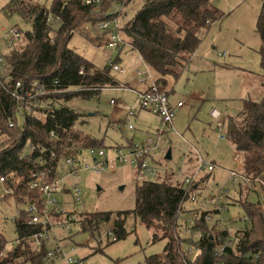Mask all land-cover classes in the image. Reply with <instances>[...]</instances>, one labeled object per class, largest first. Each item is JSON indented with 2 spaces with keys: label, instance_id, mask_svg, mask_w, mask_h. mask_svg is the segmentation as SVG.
<instances>
[{
  "label": "trees",
  "instance_id": "trees-1",
  "mask_svg": "<svg viewBox=\"0 0 264 264\" xmlns=\"http://www.w3.org/2000/svg\"><path fill=\"white\" fill-rule=\"evenodd\" d=\"M134 1L105 0L100 5H92L82 0H52L47 5L45 0H8L3 6V11L19 15L31 28L23 32L25 44L4 54L8 68L5 76L9 78L6 80L3 76L0 80V175L5 178L4 187L11 191L5 194L0 187V203L13 199L18 206L13 218L16 239L9 242L0 230V264L54 262L48 257V251L56 244V237L37 248L32 235L42 226L28 224L27 206L36 203L39 209L43 207L42 193L29 184L31 173L38 169L54 173L60 160L73 149L81 152L90 147L105 148L101 141L75 127L83 114L65 103L74 97L90 98L102 88L117 87L121 83L112 73L110 61L97 66L69 47L73 34L87 24L96 28L98 22L117 14L122 20L123 38L118 48L129 45L136 50L152 70L158 85L170 96L173 89L167 85L185 70L201 43V35L223 17L213 0H143L134 14L126 17L125 9ZM115 6L122 9L115 12ZM257 31L262 40L260 59L264 75V6ZM80 69L84 70L83 74L79 73ZM58 79L59 85L55 87ZM32 81H39L47 90L57 88L58 91L39 97L45 101L44 105L38 103L20 113L4 84L13 88L20 82L27 89ZM12 120L15 123L10 126ZM222 127L240 156L238 173L246 180L255 182L256 179L264 184V93L258 101L244 100L235 116L223 119ZM184 178L174 180L167 173L160 177L159 172L154 179L136 186L133 209L77 213L70 223L76 222L81 231L94 233L102 224L112 221L114 240L129 234L126 219L130 214L147 227L161 229L167 238L164 250L148 256L147 264H264V202L259 198H234L245 211V223L236 227L233 234L227 222L214 219L227 208L230 194L226 195L225 208L223 204L206 206V197L200 189L197 200L190 199L194 186L185 185ZM204 178L208 180L209 175ZM198 182L202 185L201 177ZM242 185L239 181V187ZM251 191L253 195L260 193L255 187ZM185 202L194 205L186 208ZM58 205L62 209L59 202ZM194 211L202 215L193 225L187 218H179L181 213L189 215ZM52 212L58 220L74 215L70 211L64 215L53 208ZM206 214L211 215L210 220H206ZM183 225L188 235L179 231ZM154 238H158L156 234Z\"/></svg>",
  "mask_w": 264,
  "mask_h": 264
},
{
  "label": "rangeland",
  "instance_id": "rangeland-1",
  "mask_svg": "<svg viewBox=\"0 0 264 264\" xmlns=\"http://www.w3.org/2000/svg\"><path fill=\"white\" fill-rule=\"evenodd\" d=\"M7 1L0 0V55L25 44L23 32L31 28L19 15H9L3 11ZM51 1L45 0V3L50 5ZM142 1L136 0L128 5L126 17H131ZM213 3L221 10L223 17L201 35V43L185 70L177 80L167 85L173 89L170 102L175 104L179 99L184 102L183 107L176 108L171 131L159 132L161 119L148 110L138 109L134 116L128 114V109L136 104L137 91L144 87L136 74L137 70L144 71V64L138 60V52L129 45L121 49L108 47L107 37L101 36L89 24L73 34L68 42L69 47L100 67L118 58L116 62L126 71L112 70L120 86L102 88L90 98L74 97L65 104L83 114L75 127L101 141L110 157L113 155V146L123 147L126 153L131 142L141 143L147 137L152 138L156 143L152 162L158 166L160 177L167 173L174 180L183 181L184 175L191 172V168L187 169L188 162H185L187 156H196L197 161L200 155L214 162L216 166L212 172L201 170L203 178L206 175L211 177L209 183L203 179L202 187L206 188L201 195L208 198L219 187L214 185L216 189L210 191L213 184L225 185L230 202L214 219L227 222L234 234L236 227L245 223V211L234 198H259L264 202V184L256 179L255 182L244 179L239 180L243 183L239 187V181H231L227 171L237 169L240 163L235 160L236 150L224 134L222 121L228 115L235 116L242 109L244 100L258 101L264 93L260 59L262 40L257 31L264 0H213ZM12 27H18L22 35L14 46L3 41ZM111 100L116 104H112ZM213 109L220 112L218 118L212 116ZM218 122H221V129ZM130 124L133 128H129ZM83 153L90 161L86 149ZM168 153L170 157H167ZM192 160H189L191 166L196 162ZM116 167L115 171L93 173L83 170L76 176H65L61 183L70 191L58 195L60 206L74 215L89 211L116 213L133 209L135 188L138 185L135 168L127 162H120ZM59 172L66 175L67 167L60 166ZM74 186L81 190L80 199H76L71 190ZM254 187L259 190V194L253 195L251 189ZM226 202L224 198L220 205ZM193 205L185 202L186 208ZM17 209L13 199L0 203V230L9 242L17 237L13 222ZM187 215L181 213L179 218L185 220ZM111 227L112 221L102 224L100 230L92 233L81 231L76 222L69 223L68 227H55V237L61 240L63 247L67 246L68 251L74 247L72 256L86 260L87 264H147L146 258L162 253L167 242L161 229L147 227L132 214L126 219L129 234L125 238L114 240ZM186 230L184 225L179 229L181 234L188 235ZM155 234L157 239L154 238ZM53 264L66 263L65 259L59 258Z\"/></svg>",
  "mask_w": 264,
  "mask_h": 264
},
{
  "label": "built area",
  "instance_id": "built-area-1",
  "mask_svg": "<svg viewBox=\"0 0 264 264\" xmlns=\"http://www.w3.org/2000/svg\"><path fill=\"white\" fill-rule=\"evenodd\" d=\"M85 3L92 5H100L105 0H82ZM122 7L115 6L114 11L117 12L121 10ZM114 12V13H115ZM122 20L117 14L111 16L108 19L102 20L96 24V29L103 33L107 37V46L110 48H118L123 43V38L120 33V26ZM21 32L18 27H12L8 33L3 38V41L10 46H14L15 42L21 39ZM139 55V53H138ZM144 64V71L137 70L136 74L139 76V81L144 84V87L141 90L137 91V101L134 107L128 109L129 115H136L138 109H145L149 112L156 114L160 117L162 122V127L159 129V132H168L171 131L173 127V119L176 113V107L182 106L183 101H178L176 106L172 105L170 102V96L167 94V91L158 85L157 79L153 74L149 66L144 62L143 58L139 55V59ZM110 64L113 70H118L121 72L126 71L123 67L117 62L110 60ZM7 62L5 60L4 54L0 55V80L7 73ZM80 74L84 73L83 69H80ZM145 74V76H143ZM6 80L9 77L5 76ZM55 87L59 85V79L54 82ZM6 91L16 100L19 112L21 113L24 108L30 109L33 105H44L45 101L39 97H43L48 92L58 91L57 88L53 90H47L45 86L39 81H32L27 89L23 88L20 82H17L15 87L8 88L5 84ZM3 86V87H4ZM4 87V88H5ZM61 91V90H60ZM39 100V101H38ZM112 104H116L114 100H111ZM214 118L220 116V112L217 109L211 111ZM14 121L10 122V126L14 125ZM218 127L221 129V122H218ZM129 128H133V125H129ZM156 149V143L152 138L147 137L141 143H131L129 145V151L124 152L123 147L115 146L113 147V155L108 156V152L105 148L102 147H90L86 149L90 161L87 160V156L84 155L83 151L79 152L76 150H71L66 154L56 167L54 173H49L47 169H38L31 173L30 186L32 188L38 189L42 193L43 197V207L38 208L36 203H30L27 206V209L30 214L28 224H40L42 229L37 231L32 235L33 243L38 248L42 247L45 243L48 244L49 240L55 236V227L63 226L68 227L70 220H72L75 215H68L66 220H58L53 216L52 208L61 211L64 215L67 214V210L60 209L58 202V195L70 191V188H67L64 183H61L65 176L78 175L79 171H91L93 173H102L107 170L115 171L118 167L117 164L120 162H127L134 166L136 171V179L138 185H142L144 181L149 179H154L158 173V166L152 162L153 153ZM196 168H193L189 175L184 178L185 185L194 186L193 191L190 193V199L192 201L197 200V192L199 191V178L201 177V170L207 169L212 172L215 169L216 164L214 162H209L203 159L200 155L197 156ZM235 160L240 161V156L235 154ZM40 163H42L40 161ZM66 166L67 172L66 175H62L59 172L60 166ZM240 166V164H239ZM239 168V167H238ZM238 168L228 171L231 181L234 183L239 180H244L245 178L238 173ZM5 178L0 175V187L3 189L5 194L11 193L8 188L4 187ZM76 199H80L79 195L81 190L79 187L74 186L71 189ZM227 189L218 187L208 198H206V203L209 206L220 207V204L227 195ZM200 211H194L187 216V220L190 225H193L201 217ZM206 220L211 219L210 214H206ZM50 225V228H49ZM197 239L200 238L199 235L193 234ZM55 241V240H54ZM56 244L48 251V257L52 261H56L59 258L65 259L66 264H85L83 259L74 258L72 256L74 252V247L70 251L67 250V246L63 247L61 245V240L57 239ZM53 262V263H54ZM52 263V264H53Z\"/></svg>",
  "mask_w": 264,
  "mask_h": 264
},
{
  "label": "crops",
  "instance_id": "crops-1",
  "mask_svg": "<svg viewBox=\"0 0 264 264\" xmlns=\"http://www.w3.org/2000/svg\"><path fill=\"white\" fill-rule=\"evenodd\" d=\"M140 84H141V86L143 87L144 84L141 83V82H140ZM138 86H139V85H138ZM178 101H183V100H180V99H179ZM178 101H177V102H178ZM171 104L174 105V106H176L175 104H177V103H175V104L171 103ZM183 106H184V102H183V105H182V106H178V107H176V108H181V107H183ZM175 115H176V114H175ZM131 143H132V142H131ZM190 158H193L192 161L195 162V161H196V156H195V157L187 156L186 161H185L186 163L188 162V165H189V166L186 165V166H188L187 169H190V168H191V170H192V166H193V168H194V167H195L194 164H196L197 161H196L195 163H193L192 166H191V165H190V161H189ZM194 159H195V161H194ZM185 162H184V163H185ZM183 168H184V167H183ZM183 168H181L182 171H183ZM227 173H228V171H227ZM228 174H229V173H228ZM135 175H136V171H135ZM210 179H211V177L208 178L207 183H209ZM202 181H203V176H201V182H202ZM216 183H217V182H216ZM201 184H202V183H201ZM214 185H215L216 188H217L218 186H219V187H222V186H220L219 184H213V186H212V188L210 189V191H214V190L216 189V188L214 187ZM199 188H200L201 193H202L203 190H204L206 187L203 188L202 185H200ZM223 188H225V185H223ZM216 190H217V189H216ZM216 190H215V191H216Z\"/></svg>",
  "mask_w": 264,
  "mask_h": 264
},
{
  "label": "water",
  "instance_id": "water-1",
  "mask_svg": "<svg viewBox=\"0 0 264 264\" xmlns=\"http://www.w3.org/2000/svg\"><path fill=\"white\" fill-rule=\"evenodd\" d=\"M167 157H170V153L167 154Z\"/></svg>",
  "mask_w": 264,
  "mask_h": 264
}]
</instances>
